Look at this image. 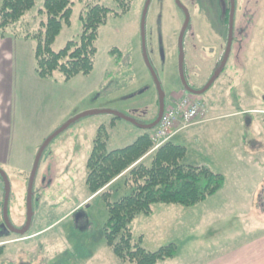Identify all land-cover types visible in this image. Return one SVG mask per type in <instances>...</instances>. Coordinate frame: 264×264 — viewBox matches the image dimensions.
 Wrapping results in <instances>:
<instances>
[{
  "label": "rangeland",
  "instance_id": "rangeland-1",
  "mask_svg": "<svg viewBox=\"0 0 264 264\" xmlns=\"http://www.w3.org/2000/svg\"><path fill=\"white\" fill-rule=\"evenodd\" d=\"M200 1L206 10L202 11ZM200 1L180 0L193 22L200 26L202 20L201 26L210 27L206 31L215 34L213 38L221 36L217 42L221 46L226 28H217L214 21L223 15L220 12L227 0ZM249 1L244 36L239 37L235 28L225 67L208 91L198 97L206 104L208 119L239 111H244L243 115L212 118L171 139L186 148L184 164L206 166L222 174L224 188L193 211L194 219L207 213L201 228L191 233L194 235L191 228L155 235L151 228L155 226L153 220L160 219L158 214L152 219L139 216L130 225L133 237H142L141 245L147 251L154 252L169 243L177 246V259L166 264H206L222 254L251 246L254 238L264 235V170L257 168L264 164V0ZM43 2L36 0L26 14L28 20L37 21ZM246 2L238 0L239 16ZM101 3L119 10L111 0ZM145 3L131 0L126 15L108 17L98 31L93 71L67 82L58 73L49 80L32 77L33 43L0 36L4 40L0 45V170L10 183L8 220L12 228L25 224L32 169L26 154L34 149L37 153L46 138L89 111H112L144 125L156 115L158 92L141 46L140 21ZM211 5L212 12L208 9ZM82 8L81 3H74L71 24L62 29L53 50L79 39ZM201 11L207 19L212 18L211 23L201 19ZM182 18L174 0H151L145 18L147 59L165 104L172 96L182 95L177 48ZM195 31L190 24L184 35L183 72L187 85L200 90L215 73L212 70L220 56L199 50L194 42L201 31L198 35ZM115 47L122 52L120 58L110 55ZM112 120L108 114L82 117L50 142L33 182L30 229L24 236L0 232V245H5L0 264H122L105 243V201L98 194L90 196L85 184L86 161L99 128H104L110 150L126 147L139 134L140 129L129 122L117 118L112 125ZM155 150L152 147L150 153ZM115 185L120 188L121 182ZM115 185L108 188L115 187L113 201L127 192L117 190ZM3 192L0 179V222ZM167 217L171 219L166 216L164 222Z\"/></svg>",
  "mask_w": 264,
  "mask_h": 264
},
{
  "label": "trees",
  "instance_id": "trees-1",
  "mask_svg": "<svg viewBox=\"0 0 264 264\" xmlns=\"http://www.w3.org/2000/svg\"><path fill=\"white\" fill-rule=\"evenodd\" d=\"M111 1L119 10L105 7L102 0H44L35 21V18L28 20L26 14L36 0H0V36L33 43L34 71L40 79H52L56 73L66 82L80 75L87 76L94 69L99 29L109 16H124L131 8V0ZM75 2L83 6L79 39L68 41L55 51L52 46L62 29L70 26ZM110 55L120 58L122 52L115 47ZM157 115L158 111L146 124L154 122ZM116 120L113 117L111 124ZM103 129L99 128L92 142L85 166V184L90 196L98 194L105 201L107 247L122 264H158L173 260L178 252L174 243L154 252L147 251L141 245V238L133 237L131 223L139 216H150L155 205L196 207L224 188L225 177L206 166L184 164L186 148L171 140L150 153L153 147L151 131L139 130L131 144L110 150ZM117 182H121L120 188L127 192L123 190L124 194L113 201L115 187L108 188ZM1 202L3 204V200ZM4 250L5 245H0V257Z\"/></svg>",
  "mask_w": 264,
  "mask_h": 264
},
{
  "label": "water",
  "instance_id": "water-1",
  "mask_svg": "<svg viewBox=\"0 0 264 264\" xmlns=\"http://www.w3.org/2000/svg\"><path fill=\"white\" fill-rule=\"evenodd\" d=\"M175 1H176V4L184 11V13L186 15V22L182 28V31L179 35V40H178L179 73H180L182 86L188 94L194 95V96H201L208 91V89L211 87L213 82L220 75V73H221V71H222V69L226 63V60H227L229 52H230L232 32L230 30L228 44H227V48H226V53L224 55V59L220 65V67L217 69V71L213 74L212 78L208 81V83L201 90L191 89L185 81L184 72H183L184 54H183L182 41H183L184 31L186 29V25L188 22V15H187L186 10L180 5L179 0H175ZM150 2H151V0H146L145 6L143 8L141 21H140V32H141V46H142V53H143L144 62L146 64L151 76L153 77V79L155 81L156 89L158 92L159 109H158L157 118L151 124L142 125V124L136 123L135 121H133L129 118H126L123 115L117 114V113L112 112V111H106V110L105 111H89V112H85V113L80 114L79 116L73 118L72 120H70L69 122L64 124L61 128H59V130H57L51 136L46 138V140L42 143L38 152L36 153V156H35L34 161H33L31 173L29 176L28 186H27L25 225L20 229L12 228L10 223H9V220H8V199H9V194H10V183H9V180H8L6 174L0 170V178H1V180L3 182V186H4V199H3V206H2V221H3V223L0 227H1V229H3V231L5 233H11V234H14L17 236H24L29 231L30 225H31V219H32V208H31L32 187H33V182H34V179H35V176L37 173V169H38L40 159L42 157L43 152L45 151L47 146L50 144V142L54 138H56L59 134H61L63 131H65L72 123H74L75 121H77L80 118L85 117V116L95 115V114H108V115H111L115 118L125 120V121L129 122L130 124L134 125L135 127H137L138 129H141L144 131H150V130H153L158 125V123L160 122V120L163 116V112H164V98L162 95L160 85H159L157 78L154 74V71L152 70V68L149 64V61L147 59V53H146V48H145L144 26H145V18L147 15V11H148V7L150 5ZM232 2H233V0H232ZM232 7H233V4H232ZM231 18H232V13H231Z\"/></svg>",
  "mask_w": 264,
  "mask_h": 264
},
{
  "label": "crops",
  "instance_id": "crops-1",
  "mask_svg": "<svg viewBox=\"0 0 264 264\" xmlns=\"http://www.w3.org/2000/svg\"><path fill=\"white\" fill-rule=\"evenodd\" d=\"M13 41H17V40L16 39L14 40V38H13ZM3 42H4V40H0V45ZM33 62H34V58H33ZM18 71H21V70L18 69ZM32 77H34L36 79L39 78L35 74L34 65L32 67ZM1 94H2V91H1ZM2 96H3V94H2ZM243 112L244 111L233 112V113L224 114L223 116H216V117H212V118L218 119V118H223L225 116L232 117V116H236V115H241ZM206 115H207V112L204 115V117L201 119V121H199L196 125H194L192 127L199 126L208 120H212V118L211 119L206 118ZM176 137H178V136H176ZM178 145H180V144H178ZM35 154H36V149H34L33 151L31 150V152L29 154H26L27 160H29V166L32 165ZM258 166H259V164H258ZM257 168L260 172H263L264 164H261V167L259 166ZM199 208H200L199 206H196L193 208H183V207L174 206V205H155L153 207L152 214L150 215L151 217L148 216L146 218L152 219L155 214L159 215L158 218H160V219L153 220L155 222V226L153 228H151L153 230V233H155V235H157V233L165 235L167 233L166 231L169 229L186 230L188 228H191L190 229V230H192L190 232V234H191V233L196 232L198 229H200L201 225L204 224L205 219H207V217H206L207 213H204L201 216V218L197 217V219H194L193 211H195V209H199ZM166 216H170L171 219H168V217H167L166 221L164 222L163 219ZM144 223H145V220L143 221L142 224H144ZM163 224H166V225H163ZM192 224H193V226H192ZM38 232H41V231H38ZM38 232H35L31 235L34 236V234H36ZM191 235H194V234H191ZM140 238L142 241V237H140ZM252 243H251V246L246 245L241 250H234V251L222 254L221 256H218L217 258L210 260L209 263H206V264H264V235L254 238V241ZM177 255H178V253H177ZM176 259H177V256L173 260L161 262L158 264H166V263H170V262L173 263V261H175Z\"/></svg>",
  "mask_w": 264,
  "mask_h": 264
},
{
  "label": "flooded vegetation",
  "instance_id": "flooded-vegetation-1",
  "mask_svg": "<svg viewBox=\"0 0 264 264\" xmlns=\"http://www.w3.org/2000/svg\"><path fill=\"white\" fill-rule=\"evenodd\" d=\"M174 2L176 4L175 0H174ZM200 2H201V4H203L202 1H200ZM179 3L186 10L187 15H188V22H187V25H186V29L184 31V35H185L188 27L191 24L192 30H196L195 32L197 33V35H198L197 31H199V30L201 31L198 41L194 42L196 47L199 50H201V51H205V53L206 52H208L210 54L217 53V56L218 55L220 56L219 59H218L219 61L217 60V62H216V64L218 63L217 66H216V64H214V68L212 70V74H213V72L214 71L216 72L217 69L220 67V65H221V63H222V61L224 59V55L226 53V48H227V44H228L230 30L232 32V40H231L230 52H231V48H232V44H233V36H234L235 28L239 29V33H240L239 37H243L244 36L245 31H246V27L244 26L245 25L244 22H246V18H244V16H248V17L250 16V13H249V10H250L249 9L250 8V4L249 3H250V1L247 0L246 4L242 7V11L240 12V14H241L240 16L238 15V13H239V11H238V9H239L238 8V5H239L238 4V0H233V2H232V0H227L223 11H221V9L219 8V10L221 11L220 13L223 12V15L222 16L219 15L218 16V20L217 21L213 20V21H214L215 24H217V28L218 27L222 28L223 26L226 28V33L223 36L224 42H223V45H221V46H218V43H217L221 39V36L218 35L216 38H213L212 35H215V34L209 33V31H206V29L210 28V27H206V26L202 27L201 26L202 20H200V23H199L201 27L196 23V21L193 22L194 20L191 17V13H190L189 9L185 5L181 4L180 0H179ZM232 4H233V7H232ZM176 6L179 8V10H180V12L182 14V17H183L182 20H181L182 22H181V26H180V29H179V32H178V34L180 35V33L182 31V28H183V26H184V24L186 22V15H185L184 11L177 4H176ZM209 8L211 9V12H212L213 5L208 6V9ZM203 10H206V7H205L204 4H203L202 11ZM202 11H201V14H200L201 19H207L208 16H205L206 14H202ZM231 13H232V18H231ZM213 19H214V17H213ZM211 20H212V18H208L206 22L211 23ZM179 35H178V40H179ZM184 35H183V41H182L183 54H184ZM177 48H178V45H177ZM219 52H220V54H219ZM230 52H229V55H230ZM229 55H228V58H229ZM228 58L226 60V63L228 61ZM226 63H225V65H226ZM225 65H224V67H225ZM183 66H184V62H183ZM1 225H2V223L0 224V226ZM0 229H1V227H0ZM0 232H4L3 229H1Z\"/></svg>",
  "mask_w": 264,
  "mask_h": 264
},
{
  "label": "built area",
  "instance_id": "built-area-1",
  "mask_svg": "<svg viewBox=\"0 0 264 264\" xmlns=\"http://www.w3.org/2000/svg\"><path fill=\"white\" fill-rule=\"evenodd\" d=\"M206 112L203 101L187 95L174 98L164 111L163 117L154 130L152 142L155 149L170 140L178 132L192 126Z\"/></svg>",
  "mask_w": 264,
  "mask_h": 264
}]
</instances>
